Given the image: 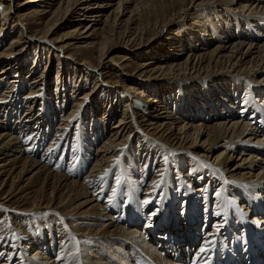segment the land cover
Returning <instances> with one entry per match:
<instances>
[{
    "label": "bare ground",
    "instance_id": "1",
    "mask_svg": "<svg viewBox=\"0 0 264 264\" xmlns=\"http://www.w3.org/2000/svg\"><path fill=\"white\" fill-rule=\"evenodd\" d=\"M196 1L22 0L14 6L15 12L11 0H0V9L9 2L4 13L14 14L11 27L16 30L0 48V62L4 59L6 64L0 84L6 81L7 88L18 85L19 75L6 80L5 69L12 60L22 59L28 45L33 51L41 45L53 47L58 60H73L87 74L95 75L100 89L106 83L102 81L105 69L119 66L125 76L110 86L122 89L127 99L109 128L105 119L111 106L106 105V114L100 116L102 120L98 118L102 125L90 131V136L83 134L86 129H77L79 121L73 129L71 122L75 114L81 116L77 111L98 92L95 89L77 96L53 129L58 96L53 93L54 106L46 103L47 96L52 99L45 89L46 76L29 82L22 104H7L14 101L12 90L0 94V209L8 214L15 230L19 229L20 237L27 230L19 227L14 213L23 217L34 209L43 211L47 223L39 237L23 238L26 242L20 241L16 251L9 246L5 249L1 243L5 237L0 236V264H263L264 228L250 227L247 218L254 216L264 223V207L259 205L264 204V0ZM19 7L24 10L17 11ZM198 11L214 19L226 11L220 33L197 20L196 29L191 28L186 36L193 42V53H186L184 43L173 46L172 42L170 47L179 49L174 57L156 55L139 62L132 71L126 70L138 56L136 48L153 37L161 39L172 25L189 22ZM150 27L157 32L143 40ZM61 28L68 29L55 37ZM118 39L125 47L119 56L109 52ZM195 77L201 83L191 82L186 88L203 84L206 95L196 97L197 103L184 106L178 100L171 106L169 99L148 94L151 81ZM82 82L81 78L74 81L73 94ZM62 91L60 99L65 102L70 94ZM23 104L26 109L19 113ZM28 127L37 129V136L26 134ZM107 129L109 133L92 149ZM134 136L139 144L152 142L178 156L186 150L192 169L186 171L187 165L177 158L182 166L171 171L161 159L147 181V169H137V149L136 156L127 152ZM105 172L108 175L101 180ZM173 177L180 180L177 193L161 188L163 180L173 185ZM184 179L197 180L194 193ZM213 188L215 192H211ZM218 190L235 191L237 197L235 201L216 198ZM217 200L222 206L213 217ZM161 205V216L155 220ZM227 206L236 208L222 227L211 232ZM154 211L156 215H152ZM55 216L58 225L53 227L49 218ZM33 246L36 248L30 252Z\"/></svg>",
    "mask_w": 264,
    "mask_h": 264
},
{
    "label": "rangeland",
    "instance_id": "2",
    "mask_svg": "<svg viewBox=\"0 0 264 264\" xmlns=\"http://www.w3.org/2000/svg\"><path fill=\"white\" fill-rule=\"evenodd\" d=\"M11 1H12L11 2V4H12L11 10L16 12V7H14V6L18 3H20L22 0H11ZM5 4L0 9V38L2 37L0 48H4L8 44L9 39L14 37L16 34V30H14V28L11 27V25L14 21V19H12V16L14 14L5 15L4 12L7 10L8 6H9L8 5L9 2L5 3ZM229 4H230V2H229ZM30 5H32V4H30ZM22 10H24V8H22V7H19L17 9V11H22ZM243 13H245V12H243ZM217 14H218V17L216 19H214V18L210 17L209 14L202 13V12L198 11V14H197L198 16L190 17L189 22H185L184 24H180V25L179 24L178 25H172L170 27L171 30L167 34H165L166 36H161V39H159V40L158 39L154 40L153 39L154 37H153L152 39H150V41L146 42V44H144V46L136 48L135 50H136L138 56H134L132 58V63H130V66L126 70L132 71V69H134V67L139 62L147 60L148 58L155 57L156 55L159 58H164V59L167 57L170 58V56L174 57L176 55V53H179L178 52L179 49L170 47L172 42L174 43L173 46H175V45L177 46L179 44L184 43L185 48L188 47L187 51L185 50L186 53H188V51L190 53H193V49H192V47H194L193 42H191V39H189V37L186 38V36L190 35V33H191L190 29L191 28L196 29L194 24H197V20H200L205 25V27L206 26H208L209 28L213 27V28H215L217 34L220 33V30H221V29L219 30V28L221 26L220 23L223 22V16H226L227 12L225 11L222 14H220V13H217ZM124 18H126V16ZM3 21L4 22L7 21L5 26L1 25V23ZM210 22H212V23H210ZM125 25H123V27H126ZM68 26H70V25H68ZM123 27L121 28L122 29L121 31H123V29H125ZM2 28H3V32L1 30ZM67 29L68 28L59 29L57 34L55 35V37L63 34ZM152 29H153V27L149 28V31L146 32L143 40L152 36L154 32H157L156 29H153V30ZM184 37L186 39V42L188 43V41H189L190 43H192V45L186 44V42L184 41ZM118 40L119 41L114 42L116 44L113 45V48L110 49L111 51H109V52L111 54L119 56V55H122V52L119 50L122 48H125V47H123L121 39H118ZM29 41L32 42V40H29ZM197 45H199V43ZM48 47L49 46L42 47L40 45V48L38 46L37 51L36 50L33 51L34 47L31 45H28L27 50L21 54L22 59L19 62L17 60H12L11 65H8L7 69H5L6 71H8V77L6 78V80L12 79L14 77V74L19 75V78H20L19 84L18 85L15 84V86H12L10 88H7L8 86H6V81L3 82L2 84H0V94H2L4 89L6 91L12 90L13 93L15 92L14 93V101H8L7 104H18V103L22 104L23 99H24V95H26V93L28 92V88H29L28 84H30L29 82L32 81V79L40 78V76L43 75V76H46L45 79L47 80L45 89L52 94V99H49V98H47L48 96L47 97L45 96L46 97V103L54 106L56 104L55 103L56 99H55L54 94L57 93L56 95L58 96L57 110L55 109V115L52 118L51 129H53L54 126H56L57 124L60 123L61 115L66 114L70 110V108L73 104V101L77 96H80L84 92L92 90V89H95L98 92L96 94H94V96L91 97V99L87 102V104H85L83 107H80L79 111H77V113H79L81 115L79 118H76V114L73 116V122H71L72 129L74 128L73 124L75 125L78 123L77 121H79V125H75L77 127V129H80L81 132H83V130L86 129L87 132L86 133L83 132V134L84 135L85 134L90 135V131H94V129L96 128L97 125H102L101 124L102 121H99V119L102 120L100 116L102 114H106V112H105V110H107L106 105L111 106V110L108 111L109 113L107 112V114H106L107 115V118L105 119V122L107 121L106 122V125H107L106 128H109L113 124H115L117 118L121 115V111L123 110V108L125 106L124 103L127 100L124 98V95L122 93V89H120V88L113 89L110 86L113 84V82H115V80L122 81V77L125 76V73H121V70L117 69L119 66L111 65L105 69V75L103 76L102 81H104L106 83L101 82L103 84V89H100V82L98 83L97 81H94L95 75L87 74L86 70L82 69V67H80L73 60H70V59L58 60V58L56 57V52H54V49H52L53 47H51V49ZM184 57H185V55H184ZM23 59H24V61H23ZM2 61L3 62H0V72L3 71V69L5 68L4 65H6L4 63V59ZM21 66H23L25 68L22 69L23 67H21ZM17 69H20L21 72H15ZM45 69H47L48 71L43 74V70H45ZM87 70L89 71V69H87ZM57 72H59V75L57 74ZM37 75H39V76H37ZM220 75H222L224 77L225 74L221 73ZM0 76L4 77L1 73H0ZM57 77H60L59 80ZM80 78H81V81L83 80V82L81 84L82 86L79 89H77L76 94H73L72 90H74V88L72 87V85L74 84L75 80H78ZM222 79H224V78H222ZM4 80L5 79H3V81ZM229 80L230 79L225 80L223 82H228ZM191 82L201 83V78L195 77V78H191V79L185 78V79H172V80L170 79L168 81L167 80L151 81L150 84L147 85L149 90H151V92L148 94L155 93L159 98L162 99V97H163V100L169 99L171 101V106H172V104H174L172 102H175L178 100L181 103H183L184 106H187V103L192 104L194 102V100L196 99V97L199 98V97L206 95L205 91L202 90L203 84H200L195 89L193 87L186 88V86H188ZM168 84L170 86H168ZM96 86H98V87L96 88ZM60 89L61 90L63 89L62 92H65V94H70L69 98L67 99V101L65 100V102H63L60 99V93H61ZM109 90H112L111 91L112 94H108ZM114 92H116V93H114ZM47 93H46V95H48ZM40 101L42 102V99H39V102ZM194 103H197V102L195 101ZM24 105L25 104H23L19 107V113L23 112L26 109L24 107ZM2 117H4V116L1 115V118ZM11 118L13 119L14 115H12ZM40 121L44 122L43 118H40ZM103 122H104V120H103ZM24 131L26 134L30 132L29 135L33 134V135L37 136V134H38L37 129H31L30 127L25 129ZM92 133H94V132H92ZM108 133H109V129H107V132L105 133V135H103V137H100L101 139L99 138V140L92 145V149L96 148L100 144L101 140H103ZM51 134H52V132L47 135V138L45 139L46 141H48ZM72 142H73V139H72V135H71V137L69 138L68 145H67L69 149L73 145ZM128 145H129V148H128L127 152L131 151V153L129 155L130 157H132L133 155L136 156V154H134V153H136L138 151L137 152V159L138 160L136 159L137 160L136 162L138 163L137 169L144 168V167H145V169H147V171H148L147 181H149L153 178L152 176L155 173L156 164L159 163L161 159H162L161 161L164 164L169 165L170 169H168V170H171V171H175L177 169V167L182 166V164L180 162L176 161L177 158H181L183 160V162L187 165V167L185 169L186 171H190V169H192L193 165H191V167L189 166V164L192 163V161L189 159V157H188L189 153H187L186 150H185V152H183V155H181L182 154L181 153L178 156V154H172L169 149H167L161 145H157V144L155 145L152 142H151V144L150 143L149 144L148 143L147 144L146 143L139 144V140H138L137 136L131 137V142ZM136 149H137V151H136ZM148 151H149V153L150 152L151 153L147 156ZM127 152L123 156L124 160H125V156H126ZM41 153H42V151H39L38 156H41ZM150 159H151V161H150ZM68 160L69 159H66L65 162L66 163L69 162ZM154 161H157V162L154 165H152L154 163ZM91 162L89 161L86 164L87 168L90 166ZM149 166L151 167V170H149L150 169ZM157 168H162V167L158 166ZM113 172H116V171L113 170ZM205 172L207 173V171H205ZM204 176L205 177H203V179L207 182V185L209 186L210 183H208V174L207 175L205 174ZM190 180L187 181L184 179L186 186L189 189V191L191 193H194V189L197 186V180H195V181L191 180L194 182V184H191ZM113 181L114 180H112V184H113ZM173 181H174L173 185H167L168 182L166 180H163L161 183V188L163 187V189L166 191L173 190V192L177 193V191H179L178 189L180 186V180L179 179L176 180L173 177ZM217 182L218 181H216V183ZM187 184H190V186ZM215 187L216 186H214V188ZM214 188L212 189L211 192H215ZM218 193H219V195H217V194L215 195L216 198L220 197L222 199L225 197L226 199H229L230 201H235L233 199L235 197H237L235 195V191H233L232 194H228L226 191L224 192L223 190H218ZM227 196H231V197L228 198ZM221 199H220V201H221ZM115 200H116V198H115ZM220 201L217 200L218 203H217L215 209H213L214 210L213 217H215L217 211L222 206ZM259 205L264 207V204H262L260 202H259ZM162 206L163 205L160 206L161 210L159 209V211H158L159 215H158V217L155 218V220H157V218H159L161 216V212H162L161 207ZM233 208H236V207L227 206L225 208L223 218L219 219L216 223L213 224V226H212L213 228L211 229L212 230L211 232L215 233L216 228L222 227L225 224V222L227 221V215L229 213L232 214ZM110 212L112 213L111 208H110ZM28 213L30 215H25L23 217H22V214H19V213L18 214L14 213V215L12 216L14 218V220H16L15 218L18 219V217H19V219H18L19 220V227L24 226L25 231L27 230L26 232L24 231L25 233L23 234V237H20V236H17L19 229L15 230V228L12 226V224L10 222V219L8 220V218H9L7 216L8 214L7 215L4 214V210L0 209V229H1L0 236H4L6 238V239L4 238L1 241V243H3L5 245V249L9 246L10 250L14 249V251H16L15 249H18V244L20 241L22 243L26 242L23 240V238L34 239V237H36V236L39 237L38 235L40 234V229H42V226L47 224L46 219H45L46 213H44L43 211L35 210V209L33 211H29ZM10 214H12V213H10ZM203 215H204V212H203ZM246 217H248V216H246ZM4 218H5V220H4ZM49 220L51 221V223H52L51 225L53 227L58 225V224H56V222H57L56 216L53 218H49ZM155 220H154V222H155ZM247 220L249 222H251L250 227H255L258 230H262L264 228V223H260L261 221L257 217H254V216L248 217ZM141 226H142V224H141ZM149 229H147V230H149ZM15 231H16V233H15ZM243 236L244 235H238V237H241V238ZM199 241H200V239H199ZM34 247L35 246H33L29 251L31 252L32 250H34ZM0 251H1V249H0ZM53 251L55 252V255H56V251H57L56 243H55V248L53 249ZM13 263H14V261L11 262V264H13ZM263 264H264V262H263Z\"/></svg>",
    "mask_w": 264,
    "mask_h": 264
},
{
    "label": "snow or ice",
    "instance_id": "3",
    "mask_svg": "<svg viewBox=\"0 0 264 264\" xmlns=\"http://www.w3.org/2000/svg\"><path fill=\"white\" fill-rule=\"evenodd\" d=\"M117 163H119V159H117ZM108 175V173L107 172H105V174L103 175V176H101V180H103L104 178H105V176H107ZM120 183V181H119V179H117V184H119ZM113 195H115V192H113ZM217 195H219V193H217ZM143 203L144 204H147V203H149V201L148 200H144L143 201ZM158 211V210H157ZM152 215H156V212L154 211L153 213H152ZM201 251L203 252V251H205V249H201Z\"/></svg>",
    "mask_w": 264,
    "mask_h": 264
}]
</instances>
